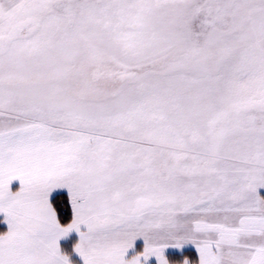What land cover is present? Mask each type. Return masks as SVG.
<instances>
[{
    "label": "snow or ice",
    "instance_id": "1",
    "mask_svg": "<svg viewBox=\"0 0 264 264\" xmlns=\"http://www.w3.org/2000/svg\"><path fill=\"white\" fill-rule=\"evenodd\" d=\"M0 264H264V0H0Z\"/></svg>",
    "mask_w": 264,
    "mask_h": 264
}]
</instances>
